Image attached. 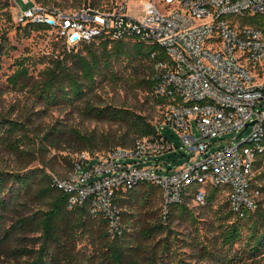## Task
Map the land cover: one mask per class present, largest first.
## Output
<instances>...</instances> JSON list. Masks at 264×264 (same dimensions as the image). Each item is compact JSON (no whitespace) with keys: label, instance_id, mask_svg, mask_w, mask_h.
Instances as JSON below:
<instances>
[{"label":"trees","instance_id":"1","mask_svg":"<svg viewBox=\"0 0 264 264\" xmlns=\"http://www.w3.org/2000/svg\"><path fill=\"white\" fill-rule=\"evenodd\" d=\"M34 1L63 10L108 9L115 2L103 6L108 0ZM70 4L74 7L68 8ZM7 7L0 1V15L11 18ZM233 19L264 30V14L245 13ZM17 26L26 33L48 31L35 23ZM7 42L6 33H0V56ZM59 42L43 56L45 66L37 76L19 60L8 78L9 85L26 96V104L0 112V149L17 162L13 168L0 167V251L21 264H239L264 256V153L255 162L252 180V187L261 191L258 207L243 216L215 187L208 188L198 214L191 207L196 184L165 215L163 190L149 181L116 191L121 235L110 234L107 219L93 215L90 202L69 207L70 193L53 185L51 173L67 177L81 153L96 158L118 147L132 148L137 139L160 132L162 110L169 100L156 92V62L168 56L135 36L115 40L104 35L70 51ZM59 108L71 109L67 118L47 121ZM87 123L110 127L91 129ZM154 212L157 218L152 217ZM206 213L212 214L210 221L203 220ZM182 224L198 236L191 231L190 240L182 239L177 228ZM200 225L208 234L200 235ZM188 248L196 251L187 253Z\"/></svg>","mask_w":264,"mask_h":264},{"label":"built area","instance_id":"2","mask_svg":"<svg viewBox=\"0 0 264 264\" xmlns=\"http://www.w3.org/2000/svg\"><path fill=\"white\" fill-rule=\"evenodd\" d=\"M24 1L32 5L17 6L15 23L46 26L69 51L104 35L115 40L135 36L168 56L156 62V92L169 100L160 132L137 139L132 148L118 147L96 158L81 153L67 177L51 173L53 185L70 193V208L90 202L91 213L107 219L112 236L123 231L116 191L141 181L163 190L165 215L171 205L184 201L194 184L197 205H205L208 188L215 187L227 194L239 215L257 209L261 191L252 187V180L255 162L264 153V30L242 26L233 18L264 14V0H116L108 9L69 10ZM134 4L143 6L142 15H130ZM194 122L199 137L193 133ZM249 123L254 124L248 127V138L223 145L226 134L245 133ZM163 126L179 134L192 155L189 165L165 175L157 173L158 164L147 163L175 151Z\"/></svg>","mask_w":264,"mask_h":264},{"label":"rangeland","instance_id":"3","mask_svg":"<svg viewBox=\"0 0 264 264\" xmlns=\"http://www.w3.org/2000/svg\"><path fill=\"white\" fill-rule=\"evenodd\" d=\"M3 3L7 4V9L11 15L9 18L7 15H0V33H6L8 42L6 43V47L3 50V53L0 56V112L8 111L14 104L24 105L26 104V96L13 89L9 83L8 78L12 75L16 68V63L19 60H24L31 66V70L35 76L38 75L39 71L45 66L43 63L44 58L43 56L48 55L54 49L55 43L59 42L58 38L55 35H51L49 33H39L36 31L26 33L23 29L18 28L17 24L15 23L13 16L17 10V6L23 9L29 8L32 4L25 3L24 0H0ZM113 1L116 0H108L103 6H112ZM72 4L68 5V8H73ZM143 6L141 4H134L130 15L138 17L142 15ZM60 43V42H59ZM61 46V44H59ZM78 50V49H76ZM111 95H113L111 93ZM120 96L122 99L126 97L124 91L120 92ZM134 100L130 99V103H133ZM160 109V108H159ZM71 112V109H64L59 108L55 109L51 112V116L47 118V121H55L57 119L63 120L67 118V114ZM160 113L155 117V121L159 118ZM74 118V122L78 123L79 118L76 114L71 116ZM86 127L91 129L100 127V128H109V124H98V123H87ZM193 133L199 137L201 132L199 130L198 124L194 122L192 125ZM161 130L164 134L169 136L175 143V151L166 153L156 158H152L149 160L148 166L154 167L155 165H159L161 170H158L157 173L159 174H170L173 170L178 167L184 166L185 164L189 165V162L192 159V155L186 150L183 140L179 134H177L174 130L167 126L161 127ZM252 129H248L245 133L240 132H231L226 134L222 141H226L223 145L229 144H239L248 138L251 135ZM219 140V139H218ZM222 145V146H223ZM217 148H213L212 151H215ZM73 156L76 153L72 154ZM16 159L15 157L8 153L7 151L0 149V167L1 168H13L16 166ZM92 163H95L93 161ZM226 194V193H225ZM224 194V195H225ZM202 206L204 205H197L193 201L191 203V207H195L197 209V213H202ZM158 213L154 212L152 214L153 218H157ZM212 214L209 213L205 214L206 221H210ZM203 226L200 225V229ZM177 228L182 233L181 238H185V236H189V233L193 231V235L198 236V233L195 229L189 228L187 224L178 225ZM208 234L206 230L201 229L200 235L204 236V234ZM213 237L214 234H211L210 237ZM205 238V237H204ZM191 237H188L190 240ZM187 253H192L196 251V249L188 248L185 250ZM196 253V252H195ZM209 261H206L208 263ZM22 261L16 259L12 256H7L3 252L0 251V264H21ZM239 264H264V256L259 257L257 260H244Z\"/></svg>","mask_w":264,"mask_h":264},{"label":"water","instance_id":"4","mask_svg":"<svg viewBox=\"0 0 264 264\" xmlns=\"http://www.w3.org/2000/svg\"><path fill=\"white\" fill-rule=\"evenodd\" d=\"M254 123H249L247 126H246V129L243 131V132H245L247 129H248V127L249 126H251V125H253Z\"/></svg>","mask_w":264,"mask_h":264}]
</instances>
